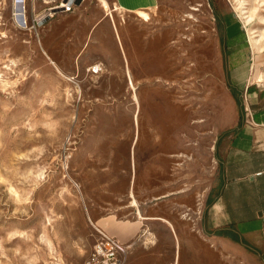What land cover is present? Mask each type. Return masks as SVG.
Returning a JSON list of instances; mask_svg holds the SVG:
<instances>
[{
    "label": "rangeland",
    "instance_id": "rangeland-1",
    "mask_svg": "<svg viewBox=\"0 0 264 264\" xmlns=\"http://www.w3.org/2000/svg\"><path fill=\"white\" fill-rule=\"evenodd\" d=\"M259 1L247 21L238 0H84L37 41L2 0L0 264H83L99 229L123 264H264L208 225L230 76L263 71Z\"/></svg>",
    "mask_w": 264,
    "mask_h": 264
},
{
    "label": "crops",
    "instance_id": "crops-1",
    "mask_svg": "<svg viewBox=\"0 0 264 264\" xmlns=\"http://www.w3.org/2000/svg\"><path fill=\"white\" fill-rule=\"evenodd\" d=\"M155 1L118 0L136 10L148 9ZM240 66L242 71L230 78L241 95L242 112L236 125L219 139L221 187L213 201L208 225L215 228L214 232L237 230L264 255V65L260 66L262 72L257 70L255 79L248 75V64ZM117 235L121 241V233ZM219 237L214 236L221 244L229 245Z\"/></svg>",
    "mask_w": 264,
    "mask_h": 264
},
{
    "label": "built area",
    "instance_id": "built-area-1",
    "mask_svg": "<svg viewBox=\"0 0 264 264\" xmlns=\"http://www.w3.org/2000/svg\"><path fill=\"white\" fill-rule=\"evenodd\" d=\"M5 1V0H3ZM84 0H23L22 10L15 12V0H13V17H19L18 23L27 29L34 39L41 41V30L55 17L73 13ZM3 4L0 0V26L4 25ZM122 244L120 240L99 229L92 249L83 264H123Z\"/></svg>",
    "mask_w": 264,
    "mask_h": 264
},
{
    "label": "bare ground",
    "instance_id": "bare-ground-1",
    "mask_svg": "<svg viewBox=\"0 0 264 264\" xmlns=\"http://www.w3.org/2000/svg\"><path fill=\"white\" fill-rule=\"evenodd\" d=\"M236 1V0H234ZM239 1V9L242 11V15H245V18H247V21H251L253 17H251V14L247 15V13H250L249 9H247V4L248 3V0H238ZM260 3V6L261 8L259 7H255L254 11L258 14V15H261L260 19L262 20V22L264 23V14H262L261 12L264 11V0L263 2L261 3V1H259ZM20 5H21V2L20 0H15V12L16 14H18L20 12ZM258 5V4H257ZM123 10L121 9L120 12H122ZM261 11V12H260ZM110 13L113 14V10L112 8H110ZM18 17V16H17ZM116 27V26H115ZM249 30V34H250V40H251V43L254 47H259L260 46V43L262 41V38L264 36V32L261 33V34H258V30L255 28V27H251L248 29ZM122 44V43H121ZM127 60V59H126ZM99 65H96L95 68H98ZM262 78V77H261ZM130 79V78H129ZM131 86L133 87V89L135 88V84H134V81L133 79L131 78ZM135 90V89H134ZM140 215L142 216V214L140 213ZM143 218V216H142ZM170 224L172 225V223L170 222ZM173 228V227H172ZM121 242V241H120ZM178 242V241H177ZM122 243V242H121ZM123 244V243H122ZM124 247H130V245H123Z\"/></svg>",
    "mask_w": 264,
    "mask_h": 264
},
{
    "label": "trees",
    "instance_id": "trees-1",
    "mask_svg": "<svg viewBox=\"0 0 264 264\" xmlns=\"http://www.w3.org/2000/svg\"><path fill=\"white\" fill-rule=\"evenodd\" d=\"M230 86L231 89L234 91V93H238L239 95H237V98L240 100L241 102V95L236 87V85H234L230 79ZM219 234H225L229 237H231L232 239H234L237 242H241L243 244H245L246 246H248L249 248H251L253 251L259 253L260 255H262V258L264 259V255L263 252L259 249H257L256 247L252 246L237 230L235 229H230V230H222L218 232Z\"/></svg>",
    "mask_w": 264,
    "mask_h": 264
},
{
    "label": "water",
    "instance_id": "water-1",
    "mask_svg": "<svg viewBox=\"0 0 264 264\" xmlns=\"http://www.w3.org/2000/svg\"><path fill=\"white\" fill-rule=\"evenodd\" d=\"M20 2H21V5H20V10H22V5H23V0H20Z\"/></svg>",
    "mask_w": 264,
    "mask_h": 264
}]
</instances>
